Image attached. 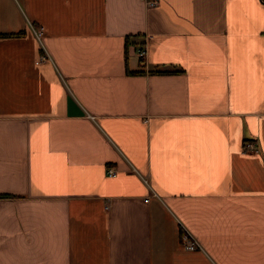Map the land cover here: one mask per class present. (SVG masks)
I'll return each mask as SVG.
<instances>
[{
	"label": "crops",
	"instance_id": "0c3cea01",
	"mask_svg": "<svg viewBox=\"0 0 264 264\" xmlns=\"http://www.w3.org/2000/svg\"><path fill=\"white\" fill-rule=\"evenodd\" d=\"M0 264H264V0H0Z\"/></svg>",
	"mask_w": 264,
	"mask_h": 264
},
{
	"label": "built area",
	"instance_id": "2783aa9c",
	"mask_svg": "<svg viewBox=\"0 0 264 264\" xmlns=\"http://www.w3.org/2000/svg\"><path fill=\"white\" fill-rule=\"evenodd\" d=\"M159 3V0H149V4L152 5V6H155ZM38 35L41 36L43 35V29L42 28H39L38 29ZM140 56L143 57L144 56V52L141 51L140 52ZM47 58V55H44V56H41L40 59H46ZM246 146H248L250 149L254 150L255 149V144L254 143H248L246 144ZM108 173L110 176H113L115 175V172L112 170V169H108ZM188 248H196L198 247V244L196 242H189L188 245H187Z\"/></svg>",
	"mask_w": 264,
	"mask_h": 264
}]
</instances>
